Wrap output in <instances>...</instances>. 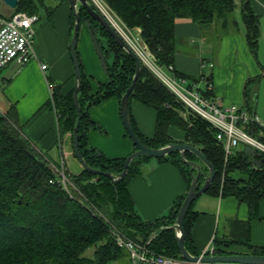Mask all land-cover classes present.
Here are the masks:
<instances>
[{
    "label": "trees",
    "instance_id": "trees-1",
    "mask_svg": "<svg viewBox=\"0 0 264 264\" xmlns=\"http://www.w3.org/2000/svg\"><path fill=\"white\" fill-rule=\"evenodd\" d=\"M103 1L126 27L139 29L157 65L164 69L172 67V75L183 79L187 75L175 69L178 47L176 20L191 19L206 35L219 40L237 30L233 19L234 0ZM64 2L70 3V0H18L14 14L40 16L42 10L53 12L57 8L53 4ZM244 21L247 43L256 52L260 35L259 21L248 7ZM83 23L90 26L109 79L94 94L79 58L83 79L79 94L83 115L79 131L80 148L92 168L120 174L127 158L109 160L87 144L86 132L90 127H95L90 121L89 110L112 97L121 100L136 74V62L84 8L81 25ZM71 25L74 29L73 9ZM110 57L112 63L108 64L106 60ZM205 80L207 87L199 88L201 93L206 97H215L210 87L212 78ZM62 89V86L54 88L49 106L56 111L61 131L71 134L73 140L77 120L74 92L65 95ZM132 100L152 107L158 113L152 139L145 138L139 132L131 115L133 128L145 145L158 149L174 143L169 130L171 127L180 128L185 133V142L200 149L216 168L215 181L207 193L233 197L247 203L251 211H256L259 202L264 199V153L246 146L230 155L226 161L224 145L218 142L216 129L187 109L145 65H142L140 77L131 93ZM247 131L264 142L261 127L250 125ZM186 158L198 160L192 153H187ZM148 159L150 157L135 159L129 166L127 177L118 184L84 169L79 175L67 172L80 191H73L74 198H70L59 185L58 173L51 162L23 135L16 110L11 108L4 114L0 113V264H114L129 257V253L115 241L114 230L136 242H146L154 233L156 237L149 244L150 251L182 258L175 231L166 227L175 222L186 195L177 199L167 217L156 222H144L136 214L134 201L128 191V182L140 172V165ZM159 160L177 165L189 189L192 182L190 167L185 165L179 153ZM194 203L185 221L186 247L192 254L200 255L191 240V228L195 220ZM234 242L249 246L246 239ZM216 243L215 254H232L223 251L220 246L227 244L226 241ZM253 255H264V248L254 249Z\"/></svg>",
    "mask_w": 264,
    "mask_h": 264
},
{
    "label": "crops",
    "instance_id": "crops-1",
    "mask_svg": "<svg viewBox=\"0 0 264 264\" xmlns=\"http://www.w3.org/2000/svg\"><path fill=\"white\" fill-rule=\"evenodd\" d=\"M234 3L233 19L237 30L224 35L216 50L210 37L204 36L203 30L191 19L176 20L178 47L175 69L187 75L186 86L195 84L199 88L203 85L201 88L205 89V78L211 77L210 87L215 98L223 105H235L254 112L264 124V0H234ZM52 6L57 8L53 12L42 10L34 24L35 59L27 65L12 62L0 73V113L14 108L23 135L36 150L53 167L60 168L63 163L68 169L70 165L73 174L79 175L83 167L75 157L71 134L61 131L56 111L49 106V83L54 87L62 86L65 95L75 90V68L70 50L72 6L69 2ZM246 7L259 21L256 52L247 43ZM14 10L2 4L0 19L10 18ZM78 54L96 94L109 78L88 23L81 25ZM42 65L47 66L46 71L41 69ZM130 112L139 132L152 139L156 131L157 111L132 100ZM89 117L95 126L86 132L90 147L109 160L125 159L135 152L136 147L121 117L119 98L112 97L92 107ZM169 135L175 143H186L185 133L178 127H171ZM243 147L246 146L240 145L233 153ZM127 188L136 214L144 222H156L167 217L177 199L187 195L189 190L177 165L155 158L140 165V172L130 179ZM193 212L195 220L191 240L200 255L215 249L217 241H226L227 244L220 246L232 254L249 255L254 249L264 248V199L253 212L247 203L233 197L205 193L195 201ZM238 239H246L249 246L234 242Z\"/></svg>",
    "mask_w": 264,
    "mask_h": 264
},
{
    "label": "built area",
    "instance_id": "built-area-1",
    "mask_svg": "<svg viewBox=\"0 0 264 264\" xmlns=\"http://www.w3.org/2000/svg\"><path fill=\"white\" fill-rule=\"evenodd\" d=\"M91 1L108 17L100 7L102 5L99 0ZM109 19L111 20V18ZM38 20L39 16L28 15L26 13H17L8 19H0V73L12 62L27 65L35 59L34 24ZM111 21L115 24V27L129 46L139 56L142 64L148 67L187 109L200 116L211 127L216 129V138L218 142L224 145L226 161L233 154V150L240 145H245L264 153V142L247 131L250 125H257L263 129L264 125L258 115L235 105H223L215 97L204 96L195 84L186 86L185 79L168 75L165 70L171 72L173 70L172 67L164 69L158 66L140 38L131 40L132 37L127 34L125 35L117 22ZM41 69L46 71L47 66L42 65ZM54 88V84L49 83L51 98ZM54 168L59 175V185L70 198H74L73 191L78 192L79 189L67 176L64 164L62 163L60 168ZM51 183H54V181H51ZM113 236L118 246L129 253L132 264H200L186 261L183 258L167 257L150 251L149 244L156 237L154 233L146 242H136L117 230H114ZM201 255H215V249L206 251Z\"/></svg>",
    "mask_w": 264,
    "mask_h": 264
},
{
    "label": "water",
    "instance_id": "water-1",
    "mask_svg": "<svg viewBox=\"0 0 264 264\" xmlns=\"http://www.w3.org/2000/svg\"><path fill=\"white\" fill-rule=\"evenodd\" d=\"M73 14L75 18V25L73 29V34L71 38V56L75 68V90H74V104L77 111V120L73 132V147L75 155L80 162L83 169L93 175H99L106 177L111 180L113 184H118L127 177L128 169L130 164L137 158L140 157H150L155 159H164L172 153H179L185 165L190 167V173L192 175V182L187 192V195L181 205L179 213L175 222L166 227L175 231V237L178 249L182 258L189 262L200 263V264H264V255H241V254H231V255H194L186 247V231H185V221L187 215L193 205V203L203 194L207 193L212 187L216 178V168L207 159L203 152L197 147L188 143H170L164 147L155 149L145 145L140 137L135 132L132 121H131V93L137 84L140 77V72L142 68V61L139 56L134 52V50L129 46L121 33L117 30L112 21L99 9L97 8L91 0H70ZM4 4L11 9H16L18 6V0H0V6ZM82 8L86 9L92 18L97 21L106 32L115 40V42L136 62V74L133 78L131 86L122 95L120 100V110L123 123L125 125L126 131L133 141L137 150L131 154L126 161L124 170L120 174H113L110 172L102 171L100 169H94L86 162L84 159L81 148H80V138L79 131L81 126V121L83 118L82 109L79 101V94L81 92V87L83 83L81 66L78 54V40L81 30V16ZM187 153H192L198 159V161L187 160ZM203 165L205 168H203ZM206 169V173L204 172ZM57 177L59 176L56 174Z\"/></svg>",
    "mask_w": 264,
    "mask_h": 264
},
{
    "label": "rangeland",
    "instance_id": "rangeland-1",
    "mask_svg": "<svg viewBox=\"0 0 264 264\" xmlns=\"http://www.w3.org/2000/svg\"><path fill=\"white\" fill-rule=\"evenodd\" d=\"M100 2H101V5L102 6H100L103 10H104V12L108 15V17L109 18H111V20H113V21H115V22H117L118 23V26L123 30V32L125 33V35L127 34V35H129V36H131L132 38H131V40H134V38H140L141 40H142V38H141V36H140V32H139V29L138 28H135V29H129L128 27H126L118 18H116V16L113 14V13H111L108 9V7L106 6V4H105V2L103 1V0H99ZM100 5V4H99ZM206 33H208L209 35H212V36H216L213 32H207L206 31ZM204 36H207L205 33H204ZM210 37V39H211V43L213 44V49H215L216 50V47H218V42L220 41L219 40V38H211V36H209ZM204 38V37H203ZM143 41V40H142ZM200 42V41H199ZM104 44H105V41L103 42ZM143 43H144V41H143ZM145 44V43H144ZM106 45V44H105ZM148 50V49H147ZM148 53L152 56V54H151V52L148 50ZM107 61H109V63L111 64L112 63V58L110 57V58H108L107 59ZM159 66V65H158ZM148 68V67H147ZM149 69V68H148ZM207 69V68H206ZM150 70V69H149ZM151 71V70H150ZM205 71H207L208 72V70H205ZM152 72V71H151ZM165 72L168 74V75H171V74H173V73H171L170 71H167V70H165ZM206 72V73H207ZM201 80V79H200ZM199 79L197 80V81H200ZM191 83H193V81H191ZM204 88L203 87V85H201L199 88ZM201 88V89H202ZM264 125V124H263ZM132 141V140H131ZM198 161V160H197ZM69 163H70V161H68ZM203 168H205L204 167V165H203ZM68 169H70V174H73V171L71 170V168H70V165L68 166ZM68 169H66V174H67V172L69 171ZM205 172H207L206 171V169H205ZM78 192L80 193V191L78 190ZM89 254H92L90 251H89ZM160 255H164V254H160ZM164 256H166V255H164ZM167 257H170V256H167ZM114 264H132L131 263V258H130V256L128 257H125V258H123V259H121V260H119V261H117L116 263H114Z\"/></svg>",
    "mask_w": 264,
    "mask_h": 264
},
{
    "label": "bare ground",
    "instance_id": "bare-ground-1",
    "mask_svg": "<svg viewBox=\"0 0 264 264\" xmlns=\"http://www.w3.org/2000/svg\"><path fill=\"white\" fill-rule=\"evenodd\" d=\"M114 24V23H113ZM115 25V24H114Z\"/></svg>",
    "mask_w": 264,
    "mask_h": 264
}]
</instances>
